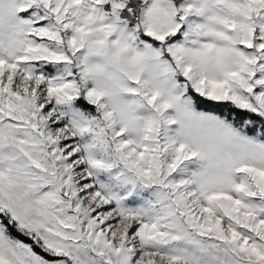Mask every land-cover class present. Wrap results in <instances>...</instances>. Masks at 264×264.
<instances>
[{"label":"snow or ice","instance_id":"1","mask_svg":"<svg viewBox=\"0 0 264 264\" xmlns=\"http://www.w3.org/2000/svg\"><path fill=\"white\" fill-rule=\"evenodd\" d=\"M0 264H264V0H0Z\"/></svg>","mask_w":264,"mask_h":264}]
</instances>
